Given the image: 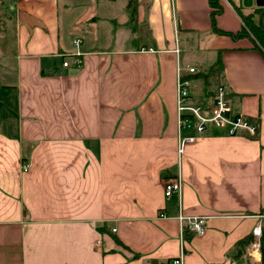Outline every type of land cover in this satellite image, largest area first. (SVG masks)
<instances>
[{
	"label": "crops",
	"instance_id": "crops-1",
	"mask_svg": "<svg viewBox=\"0 0 264 264\" xmlns=\"http://www.w3.org/2000/svg\"><path fill=\"white\" fill-rule=\"evenodd\" d=\"M117 1L0 0V264H263L264 49L239 12L264 29V0H219L215 26L232 34L214 30L210 0H137L136 21L129 0L102 11ZM76 38L82 63L64 66ZM179 68L196 102L224 84L257 134L215 131L180 154ZM180 210L207 216L205 232Z\"/></svg>",
	"mask_w": 264,
	"mask_h": 264
},
{
	"label": "built area",
	"instance_id": "built-area-1",
	"mask_svg": "<svg viewBox=\"0 0 264 264\" xmlns=\"http://www.w3.org/2000/svg\"><path fill=\"white\" fill-rule=\"evenodd\" d=\"M81 39L73 40L75 50L68 53L63 61L64 66H80L82 63L83 52L80 49ZM187 71L190 74H198V67L190 66ZM192 80L183 74L179 68L177 81V110H178V152L181 154L186 145L193 143L199 137L221 131L225 134L235 135L241 131H247L251 135L258 132L259 125L252 118L231 111L227 88L224 84L217 85L214 92L201 101H194L190 88ZM28 163L23 164V169L27 170ZM182 192V179L179 175L170 177L164 184V194L167 198L175 195L180 196ZM165 216V213H162ZM178 220L194 234L201 235L205 232L207 226V216L185 215L181 210L178 214ZM115 230V229H114ZM263 226L259 222L253 229L255 240L251 243L252 254L261 255V238L263 235ZM164 264H185L184 254L172 257Z\"/></svg>",
	"mask_w": 264,
	"mask_h": 264
},
{
	"label": "trees",
	"instance_id": "trees-1",
	"mask_svg": "<svg viewBox=\"0 0 264 264\" xmlns=\"http://www.w3.org/2000/svg\"><path fill=\"white\" fill-rule=\"evenodd\" d=\"M210 4L212 6V21L214 25V30L216 32H221L225 34H232L230 31L220 30L215 26V19L216 16L222 11V5L220 4L219 0H210ZM128 10L131 12V19L136 21L137 20V0H129ZM242 22L244 24L242 31L239 32V35H247L251 36L254 44L256 47L260 49H264V29L259 26L253 19L251 14H243L239 12ZM219 68V61L212 65L211 69L202 74L204 79V87L207 88L210 84L209 77L210 74L215 72ZM254 240L253 235H248L245 238L241 239L238 243V250L237 252L241 254L245 247L248 246ZM261 250H262V261L264 264V233L261 238Z\"/></svg>",
	"mask_w": 264,
	"mask_h": 264
},
{
	"label": "rangeland",
	"instance_id": "rangeland-1",
	"mask_svg": "<svg viewBox=\"0 0 264 264\" xmlns=\"http://www.w3.org/2000/svg\"><path fill=\"white\" fill-rule=\"evenodd\" d=\"M122 2H123V0H118L117 2H116V4L114 5V6H111V5H107V4H105V5H101V8H102V11H104V12H106V11H112V10H117L119 7H121V5H122ZM115 7V8H114ZM81 11H85V10H83V8H75L74 9V11H73V14L76 16L78 13H80ZM64 14H65V11H64V8L62 7L61 8V18L62 19H64L65 18V16H64ZM133 27V28H132ZM124 29H134V30H131L132 31V33H134V32H137V39H144L145 38V36H144V34L141 32V25L139 26V27H137V26H134L131 22L128 24V25H126L125 27H124ZM81 31V30H80ZM129 35H130V33H129ZM132 35V34H131ZM102 37H105V34L103 33V36ZM66 38H68V35L66 36ZM133 41L134 42H136V39L133 37Z\"/></svg>",
	"mask_w": 264,
	"mask_h": 264
},
{
	"label": "water",
	"instance_id": "water-1",
	"mask_svg": "<svg viewBox=\"0 0 264 264\" xmlns=\"http://www.w3.org/2000/svg\"><path fill=\"white\" fill-rule=\"evenodd\" d=\"M25 15H26V14H25L24 12H22V13L20 14V19H21L23 22L28 23L29 20L26 18ZM143 26H145V25H143Z\"/></svg>",
	"mask_w": 264,
	"mask_h": 264
}]
</instances>
